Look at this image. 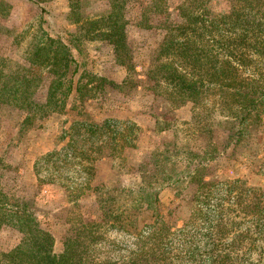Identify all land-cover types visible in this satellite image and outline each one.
Segmentation results:
<instances>
[{
	"label": "rangeland",
	"instance_id": "rangeland-1",
	"mask_svg": "<svg viewBox=\"0 0 264 264\" xmlns=\"http://www.w3.org/2000/svg\"><path fill=\"white\" fill-rule=\"evenodd\" d=\"M4 1L0 56L26 64L42 29L68 46L81 69L119 84L85 101L72 94L65 110L42 119L40 127L22 125L23 111L0 103L1 185L8 202L24 198L33 205L54 237V252L62 251L64 235L79 218L98 220L104 191L139 187L156 162L171 167L183 160L190 171L199 160L195 154L206 153L214 157L199 168L203 185L197 188L192 178H181L184 171H172L170 180L178 181L159 189L156 208L168 227L153 225L148 236L152 227L121 230L104 223L89 248L92 264H264V99L261 110L243 121L242 136L228 138L241 128L236 116L242 103L231 95L232 86L244 80L264 87V0H164L170 21L183 23L190 41L206 46L201 58L192 49L199 64L169 56L180 72L201 74L209 84L195 98L184 97L178 83L164 75L155 80L145 74L166 35L161 28L138 26L148 0H132L125 8L132 84L124 82L127 72L112 46L100 36H79L73 23L102 14L109 0ZM71 3H77V12H70ZM223 36L226 46L214 44ZM45 92L46 83L36 94L42 98ZM164 150L176 156L149 158ZM120 202L115 196L111 208ZM137 205L149 213L155 204ZM20 238L13 227H2L0 250L13 248Z\"/></svg>",
	"mask_w": 264,
	"mask_h": 264
},
{
	"label": "trees",
	"instance_id": "trees-1",
	"mask_svg": "<svg viewBox=\"0 0 264 264\" xmlns=\"http://www.w3.org/2000/svg\"><path fill=\"white\" fill-rule=\"evenodd\" d=\"M131 1L109 0L108 9L102 14L92 18L84 15L73 21L78 25L79 36L91 38L100 36L112 46L116 61L126 69L127 75L124 79L126 83L132 81L129 75L133 70L125 31L127 23L125 8ZM142 5L138 26L141 28L154 26L166 30L165 37L151 53L152 64L148 67L146 76L157 80L164 75L170 81L178 83L184 97L199 96L209 87V84L204 81V76L201 74L195 78L186 76L171 63L169 56L179 57L181 61L186 58L198 60L197 64H199L201 61L192 49L197 48L198 52H202L201 58L207 53L205 44H194V41L192 43L184 32L185 25L170 21L168 7L164 0H148ZM70 7L72 9L70 12H77V3H71ZM7 9L8 4L0 0V14L5 15ZM153 16L155 20H152ZM186 18L191 19L190 15ZM0 29L4 27L0 26ZM214 44L220 47L226 46V38L224 36L217 38ZM25 59L26 64H21L0 56V103L23 111L22 125L36 123V127H40L42 119L65 110L66 102L72 94H76L81 101H85L97 97V94L104 95L107 91L106 85L119 86L106 78L96 77L84 68L81 69L68 46L42 29L35 33ZM226 72L227 70L224 69L223 74ZM261 78L264 79V74ZM240 81L246 84L232 86L234 88L231 95L236 96L242 103L240 114L236 116L239 118L238 124L241 128L229 133L228 138L231 141L236 138L235 135L242 136V124L247 115L253 111H260L263 107L264 87L254 82ZM44 83H46V92L40 98L36 93ZM120 136L123 139V135ZM195 155L199 160L190 171L186 169L189 167L188 164H182L183 160L181 163L179 159L173 161L171 167L156 162V170L152 174L144 173L139 187H113L104 191L98 203L101 211L98 220L79 218L76 225L64 235L63 249L59 253L54 252V237L41 226L34 215L33 205L28 204L24 198L21 201L8 202V196L0 182V230L4 226H10L21 234L16 246L8 250H0V264H92L89 248L98 235V229L104 223H109L110 226L121 230H136L140 224L139 231L146 226L153 228V225L154 228L159 225L168 227L164 225L165 221L156 208L158 191L161 187L178 181L170 180L172 171L176 173L184 171L181 178H192L197 182V186L203 185L205 182L202 175L198 173L199 168L205 164L206 159H213L214 155L206 153ZM155 156L166 159L167 156L175 157L176 154L168 153V150L156 151L150 153L149 158ZM1 168L3 164L0 160ZM154 177L163 184L156 186L154 183L156 180H151ZM115 196L117 199L121 198L123 203L120 202L113 210L111 202L115 200ZM136 205L139 209H147L153 205L154 207L146 213L147 211L136 210ZM154 228L150 230L148 236L153 235L151 233Z\"/></svg>",
	"mask_w": 264,
	"mask_h": 264
}]
</instances>
